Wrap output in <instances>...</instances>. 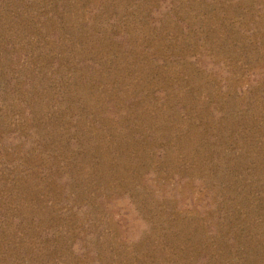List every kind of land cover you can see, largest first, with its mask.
<instances>
[{
    "label": "rangeland",
    "instance_id": "obj_1",
    "mask_svg": "<svg viewBox=\"0 0 264 264\" xmlns=\"http://www.w3.org/2000/svg\"><path fill=\"white\" fill-rule=\"evenodd\" d=\"M0 264H264V0H0Z\"/></svg>",
    "mask_w": 264,
    "mask_h": 264
}]
</instances>
